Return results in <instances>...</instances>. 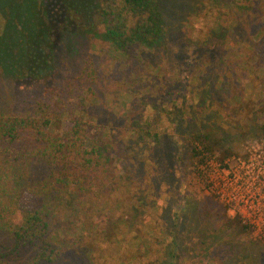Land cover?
<instances>
[{
	"label": "trees",
	"instance_id": "16d2710c",
	"mask_svg": "<svg viewBox=\"0 0 264 264\" xmlns=\"http://www.w3.org/2000/svg\"><path fill=\"white\" fill-rule=\"evenodd\" d=\"M222 2L167 0L166 5L164 0H0V74L15 83L31 81L38 92L33 110L15 112L0 108V264H59L66 251L85 257L89 264H107L99 259L103 246L128 240L119 236L118 231L133 228L135 219L143 212L141 205L148 202L135 187L139 188L140 183L134 168H129L130 175L116 170L118 163L124 164L131 158L136 160L137 168L144 167L138 152L131 149L129 153L128 142H123L120 132L133 128L149 151L167 155L174 142L164 131L149 140L147 124L139 123L142 118L136 114L128 116L135 107V88L129 90L132 94L128 112L118 117L96 114L95 108L102 107L101 100L91 105L93 115H87L84 103L90 105L96 100L98 87L102 88L100 83L107 84L109 79H130L131 85L132 81L136 83L138 75L126 71L142 62L156 72L152 84L155 90L149 89L145 98H158L162 106L170 102L173 106L169 111L175 115L183 112L177 107L176 98L177 88L179 91L185 81L183 76L168 77L167 68L176 65L178 72L186 63L200 62L189 78L208 85V98L213 95V82L219 93L224 92L225 105L230 98H239L238 93L230 94L226 85V78L232 82L234 76L218 74V68L225 63L219 52L226 44L229 48L234 34L250 35L238 39L237 44L250 48L263 44L264 0H230V13H222ZM176 8L184 12L175 11ZM204 9L210 11L206 17L211 26L202 41L186 43V28L169 25L173 12L181 14V18L188 14L189 21ZM224 15L232 22L230 27L220 23ZM87 40L91 41L86 51L95 48L92 40L108 43L110 52L122 57L126 64L129 62V68L101 76L94 61L85 59L61 76L67 57L62 53L66 52L64 48L73 50L80 41ZM189 47L193 57L187 53ZM173 49L181 55L172 53ZM164 82H169L168 86L175 91L171 89L163 95L160 84ZM62 115L68 125L59 132L55 125ZM262 117L256 129L264 138V114ZM112 123L118 130L115 134L110 133ZM212 125L201 126L194 133L188 131L191 158L202 154L204 158L222 160L233 154L223 148L225 138L219 127ZM148 186L156 189V183ZM153 200L151 207L155 209L157 204ZM185 207L195 219L198 208L199 217L218 218L225 230L248 231L238 217L228 216L226 207L212 198L190 200ZM115 211L118 215L113 217ZM179 220L180 215L176 225ZM162 232L172 231L164 228ZM171 243L175 245L174 241ZM177 246L166 250V264H174L173 250ZM144 247V256L152 254L150 245ZM240 249V245L234 244V252ZM262 253L247 250L244 264H263Z\"/></svg>",
	"mask_w": 264,
	"mask_h": 264
},
{
	"label": "rangeland",
	"instance_id": "374dc122",
	"mask_svg": "<svg viewBox=\"0 0 264 264\" xmlns=\"http://www.w3.org/2000/svg\"><path fill=\"white\" fill-rule=\"evenodd\" d=\"M164 1L167 5V0ZM229 1L223 0L220 3L222 13H230L233 10ZM176 9L175 11L184 12L183 9ZM187 11L192 10H185V12ZM178 12L175 14L173 12L169 25L175 26V28L177 25L186 28V43L188 40L193 43L204 40L208 34L209 26H211L208 17H206L210 11L204 9L196 17H190L189 21L188 14H184V18H181L182 15ZM174 16L177 19H174ZM226 17L224 15L220 23L225 27H230L232 22H229ZM226 35L228 32L222 35L220 40H223ZM243 36L245 35H232L234 40L230 43L229 48L226 44L219 52L225 63L218 68V74L225 75V77L234 76L232 82H230V78H226L228 82L226 85L230 94L235 92L240 95L234 100L230 98L229 104L225 105L224 92L219 93L220 90L216 88L215 82L210 87L213 95L208 98L206 95L208 85L203 81L200 83L196 79L189 78L191 71L195 69L194 67H198L197 64L200 62L186 63L185 66L179 67L178 72L177 65L167 68L170 72L168 77L177 75V77L183 76L185 79L181 83V89L178 91L177 88V93H179L176 104L183 111L177 115L169 111L173 106L170 102L162 106L158 98L150 97L148 100L145 98V93L149 95V89L155 90L152 84L155 82L153 77L156 75V72L145 62L135 65L129 70L127 66L129 62L126 64L122 57L112 54L109 44L100 40H92L95 48L89 47L87 51L88 41L91 40L80 41L77 48L70 51L64 48L66 52L62 53L67 54V57L64 59L61 76L65 75L69 68L75 69V66L83 64L85 59H87L86 62L94 61L101 76L117 69H128L127 73L138 75L136 83L132 81V85L130 79L119 81L115 78L109 79L107 84L100 83L102 88L100 89L99 86L97 91L99 97L90 105L87 102L84 103V109L88 110L87 115H93L91 105L97 104L98 100L102 101V107L95 108V113L101 114L103 118H107L109 115L118 117L119 114L127 113L132 94L129 90L132 87L135 88L137 96L133 99L135 107L131 110L132 114L128 113V116L132 118L136 114L142 118L139 123L148 125L145 126V130L150 133L148 134L149 140L156 133L164 131L163 133L174 142L168 155L156 150L153 151L155 152L153 154L149 148H146V145H142L141 140L138 139L137 131L130 127L121 130L120 135L123 142H128L129 153L131 149L133 153L138 152L139 161L144 163V167L143 169L137 168L136 160L131 158L124 164L118 163L116 170L118 173L125 171L126 175H130L132 170L129 168H134L140 183L139 188L137 185L135 187L148 204L141 205L140 209L143 212H140L138 218L135 219L136 223L133 228L129 230L128 227L118 231L119 236L124 239L128 238V240H124L120 245L111 243L108 246L107 244L103 246L104 251L102 257L99 258L102 262L107 261V264H158V262L166 264L164 262L166 250L174 248L177 244L176 250H173L176 253L172 258L174 264H244L246 260H244V255L247 250H251L253 253L263 252L261 257L264 264V238H261V234L255 228L246 225L238 215L230 214L227 204L205 191L198 168L204 157L201 154L191 158L188 146L189 135L194 133L195 129L214 124L219 127L218 130L225 138V140L223 139V148L231 150L233 154L222 160L210 156L211 159L222 162L227 159L240 158L260 165L264 163V138L256 129L257 123L263 119L264 114V41L262 45L250 48L242 43H236ZM245 37H250V35ZM191 47L187 53L193 57L194 52ZM213 47L210 48L212 51ZM172 53L181 55L174 49ZM199 60L203 61L200 58ZM216 63L217 59L215 58L214 66ZM31 83V81L15 83L0 74V108L11 109L15 112L33 110L38 92L36 86ZM168 85H170L169 82L160 84L163 95L171 91L172 88ZM164 86L166 88H163ZM54 113L57 114V111ZM59 119L60 122L55 127H57V131L61 132L68 123H66L65 115ZM109 126L110 133H117L118 130L113 123ZM139 136L141 135L139 134ZM141 177H144L143 181L139 180ZM152 182L156 183L155 190L148 186V184L152 185ZM205 197L212 198L218 204L224 205L227 215L238 217L248 231L239 232L231 228L225 230V226L218 218L199 217L198 208L196 209L198 217L195 219L189 209L185 207V203L190 200L198 201ZM152 199L157 204L155 209L151 207ZM117 215V211L112 213L113 217ZM179 215V224L176 225ZM164 228L172 232L164 234L162 232ZM199 231L201 235L204 234L201 238L198 236ZM171 241H174L175 245ZM236 243L240 245L241 249L234 252ZM144 244L150 245L152 254L148 253L147 256H144L142 253L145 249ZM119 249L120 253L118 254ZM84 258H79L75 252L66 251L62 253L59 264H89Z\"/></svg>",
	"mask_w": 264,
	"mask_h": 264
},
{
	"label": "built area",
	"instance_id": "2783aa9c",
	"mask_svg": "<svg viewBox=\"0 0 264 264\" xmlns=\"http://www.w3.org/2000/svg\"><path fill=\"white\" fill-rule=\"evenodd\" d=\"M198 168L205 191L264 238V163L240 158L219 162L208 157Z\"/></svg>",
	"mask_w": 264,
	"mask_h": 264
}]
</instances>
